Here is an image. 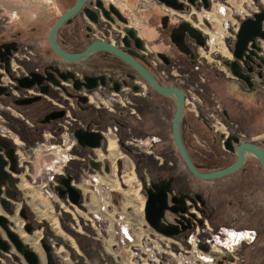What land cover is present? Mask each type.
<instances>
[{
	"label": "flooded vegetation",
	"instance_id": "flooded-vegetation-1",
	"mask_svg": "<svg viewBox=\"0 0 264 264\" xmlns=\"http://www.w3.org/2000/svg\"><path fill=\"white\" fill-rule=\"evenodd\" d=\"M78 1L49 0L50 6L45 13L38 4L25 0L19 6L17 22L7 28L3 24L0 26V104L24 108L49 102L54 108L46 112L40 121L64 120L57 129L61 135L59 144H69L71 151L73 144L65 142V137L72 136L76 141V130L102 134L99 128L93 126V120L76 126L78 118L75 112L98 108V104L106 106L105 113L108 114L102 116L101 122L114 125L109 127L110 131L117 136L121 151L133 159L130 158V161L135 173L141 166H146V170L159 168L164 172L163 175L148 178L147 182L137 174L144 194L152 183L169 181L167 206L177 208L181 201L185 206V211L177 215L165 209L162 220L171 224H176V219L186 220L184 224L189 227L171 237L152 228V233L171 241H168V249L162 247L163 251L155 253L157 262L151 264H264V213L249 216L236 212L237 216L219 219L210 209L211 203H217V196L222 190L231 195L238 192V200L245 196L243 190L252 193L249 179L253 169L261 172L264 186V171L259 160L247 154L242 165L227 175L210 179L197 177L201 180L228 177V181L208 187L194 186L198 192L176 189L183 186L184 181L177 164L172 165L169 161L163 140L167 132L171 133L173 139V99L157 93L137 67L112 52L96 50L81 60L66 61L51 49L48 41L51 26ZM168 1L181 10L161 0H80L77 11L57 28L55 39L63 50L71 53L83 51L93 42L107 43L139 64L162 86L181 89L184 98L180 133L189 158L200 171L223 168L235 162L236 154L224 144L230 135L237 136L241 141L253 142L264 150L261 143L264 142V123L256 126L264 122V37H255L254 47H251L250 41L247 48L240 52L242 59L234 55L240 23L246 18H253L255 13L264 12V0H249L254 7L243 15L240 14L241 1L236 10L238 20L232 17L229 0ZM214 10L220 14L221 18H218L225 25L226 21L236 24L232 34L228 35L231 45L225 53L211 48L206 38L207 30L213 28V19L207 13ZM216 39L219 42L218 37ZM197 40L202 43H197ZM224 61L235 63L233 70ZM191 77L195 78V82ZM188 92L196 98H190ZM34 98L37 99L22 103ZM109 106L120 108L113 111ZM56 113H61V116L49 118V115ZM106 118H109L108 121ZM104 127L106 130V125ZM44 135L42 133V139ZM125 135L129 138L126 144L122 140ZM194 139L200 142L195 144ZM2 141L6 142V147H0V200L3 201L0 203V215L7 219L8 228L25 248L35 254L36 264H47L48 256L53 264H62L54 260V253L63 257L54 242H40L33 236L35 229L29 230L23 219L21 226H15L9 219L14 211L7 200L13 194L6 187L9 184L18 185L22 167L10 138L0 134ZM102 143L105 149L106 141L102 139ZM173 144L175 146L174 140ZM76 145L93 152L92 148L81 146L77 141ZM8 149H12L14 158L12 169L6 154ZM116 149L114 139L110 138L107 151L114 156ZM134 150L137 153H133ZM175 150L180 164L189 170L176 146ZM192 152L199 161L191 157ZM147 154L153 155L156 161L149 159ZM106 166L108 168L109 164L104 163L103 167ZM237 172H241V175L230 179ZM106 180L112 184L115 182L111 177ZM232 186L236 190H229ZM203 193H210L213 200L206 202ZM171 197L178 198L177 204L170 202ZM27 235H30V243L24 241ZM193 235L199 242L190 245L187 240ZM0 250L29 264L1 227ZM245 252L248 255L245 256Z\"/></svg>",
	"mask_w": 264,
	"mask_h": 264
},
{
	"label": "crops",
	"instance_id": "crops-1",
	"mask_svg": "<svg viewBox=\"0 0 264 264\" xmlns=\"http://www.w3.org/2000/svg\"><path fill=\"white\" fill-rule=\"evenodd\" d=\"M53 108L54 106L47 101L31 106L29 105L24 108L14 107L11 105L2 106L0 104V109L8 110L1 111L2 115L4 116V119L10 124L11 129H13L17 136H19L21 141L27 145L35 144L36 142L40 141V139H42V133H52L53 138H56L54 140L52 139L51 142H58L57 144L61 142V135L57 131L58 124L60 121L57 120L48 123L40 121L43 115ZM32 111L34 112V114ZM101 113L102 112L100 110L93 107L90 110L83 112L76 111L75 115L78 119H82V122H86L87 120H93L95 122L93 123V126L95 128H100L104 126L101 122ZM163 140L165 143V150L169 161L172 165L177 164V166L179 167L178 172L180 174V177L184 181V185L179 186L176 189L183 188L187 191L198 192V190L194 188V186L196 185H199L200 187H208L214 185L215 183H222L228 181V177L219 178L216 180L198 179L189 170H187L180 164V159L175 150L171 133H165ZM65 142L73 144V149L71 152L74 157L64 168V176L69 175L71 177L72 182L74 183L77 177L81 176V172L83 171L81 169L82 167L85 166V170L87 169L86 171L92 172V170L94 169L97 170L90 163V159L88 161L86 160L85 162L86 156H88L89 154H94L96 150L92 152L83 148H79V146L76 145V141L72 136H66ZM190 155L196 161H199L198 156L194 152H192ZM146 156L149 157V159L156 161L153 155L147 154ZM120 157L122 156H119L118 158ZM94 159L95 163H97L98 166L101 165V161H99V159ZM232 159L233 157L230 159V161ZM120 164L123 167L122 170H128L130 167H132H128L126 164H124L123 166V162H121ZM30 167L31 165L28 169L32 173L33 169ZM103 168L105 170V167ZM212 170L213 169L202 170L201 172H208ZM23 172L25 174L29 173L28 170L24 169V167L22 168V173L20 176L24 174ZM137 174L142 179V181L147 182L148 178L163 175L164 172L162 170H159V168H148L146 170V166H141L137 169ZM240 175L241 172H237L231 175L230 179H232L233 177H238ZM29 177L31 176L29 175ZM42 177L43 174L41 176L42 182H40L38 179H36V181L39 182H35V178L33 179V181L31 179L30 180L31 182L36 183V186L40 183L43 184L44 178ZM250 178L251 179L249 180L252 184V193L249 194L246 192V190H243L242 193H244L245 196L242 195L240 200H238V192H235L231 195L230 193L222 190L217 196V203L213 205L210 202V209L215 212V215L219 219H227V217L230 218L237 216V213L239 212L248 215L250 214L249 216H254L258 213H264L263 176L259 170L253 169ZM18 185L15 187V185L9 184L6 187L13 194L12 198L8 199L7 201L12 208L18 205V214L21 216V219L26 222L27 228L29 230H31V228H34L36 231H38L39 235L36 237L40 240V242L51 243L50 240H53L52 242L55 243V247L58 248V252L63 256L60 258L57 254L54 253V260L57 263L62 262V264H120V261L124 263V259H127L125 252H123L126 248H122L117 244L116 236H114L113 233L108 236V240L105 243L104 240H102L97 234V232L94 230L92 223L88 220V216L89 211H91L92 209L94 210L95 207L91 203L87 204L86 201L82 202V196L80 197L79 203L77 205L72 206L68 203L66 196L59 197L56 191V196H52L51 198L48 196L53 203L52 211H49L50 215H48L47 217L41 216L40 219H35L32 214H30V209L28 208L27 200L24 199V196L19 190ZM75 186L79 188L78 185ZM39 187L41 193L46 196L45 191H47L49 188L43 190V187L41 189V185ZM11 189H14V191L12 192ZM204 196V200L206 202L212 199L210 193H208L207 195L204 194ZM248 196L252 197L249 198ZM215 197L216 194L213 195V198ZM91 199L94 202L95 196L91 195ZM1 202L3 203L2 200H0V203ZM69 208L73 210H70ZM81 208H84V210H82ZM36 231L33 232V236ZM41 236L43 237L42 239H40ZM27 237H30V235H27ZM65 238L67 241H64ZM24 241L30 243L29 238ZM0 264L24 263L21 260L17 259L14 255L5 254L3 251L0 250Z\"/></svg>",
	"mask_w": 264,
	"mask_h": 264
},
{
	"label": "water",
	"instance_id": "water-1",
	"mask_svg": "<svg viewBox=\"0 0 264 264\" xmlns=\"http://www.w3.org/2000/svg\"><path fill=\"white\" fill-rule=\"evenodd\" d=\"M165 2L167 5L177 9L181 10L179 6H177L174 3L169 2L168 0H161ZM80 0L77 2L75 6H73L71 9L64 12L57 21L51 26L48 34V41L51 49L62 59L66 61H78L92 53L96 50H105L114 53L115 55L119 56L121 59L130 62L135 67H137L140 71L142 76L145 78V80L150 84V86L159 94L163 96H169L173 99L175 103V111L172 118V135L173 140L175 143V146L184 162V164L187 166V168L191 171L193 175H195L198 178L201 179H210V178H217L222 177L224 175H227L235 170H237L243 163L245 156L247 154H251L252 156L256 157L264 171V150L261 149L258 145L254 144L253 142H247V141H241L237 136L230 135L226 138L224 144L225 147L236 154V160L232 164L223 167L214 169L212 171L208 172H201L199 170V167L193 164L191 159L189 158L187 151L184 147L181 133H180V124H181V116L183 112V91L177 87H164L162 86L153 76H151L146 70H144L139 64L134 62L131 58H129L127 55L123 54L122 52L118 51L114 47L108 45L104 42H93L91 45H89L85 50L80 52H67L63 50L57 43L55 39V32L57 28L61 25V23L72 16L79 7ZM264 24V12L260 11L258 13L253 14V18H246L240 23L238 32L236 34V42H235V50L234 55L238 59H242V56L240 52L247 48L248 43L252 41L251 47H254V40L255 37L260 36L264 37V30H262V25ZM197 43L201 44L202 42L197 40ZM251 50V49H249ZM225 62V61H224ZM246 63V62H245ZM225 65L233 70V67L235 63H229L225 62ZM22 87H28L23 86ZM90 87V86H89ZM44 93L45 90H42ZM37 98L34 99H26L23 100L22 103H30ZM61 113L51 114L49 115V118L54 119L57 117H60ZM74 137L77 141V143L81 146H85L88 148H98L101 146V148L104 149V143H101L102 141V135L99 132H88L83 130H76L74 132ZM262 145L264 146V142L261 141ZM0 147H6V142L2 141L0 142ZM7 157L10 160L11 169L13 168L14 158L12 155V149H8L6 151ZM1 158H0V167H1ZM92 166L96 169H98V164L91 161L90 162ZM107 166L105 167V170L107 171ZM2 175V172L0 170V176ZM71 177L68 176H62L59 177L57 182L59 183V186L56 187V191L59 197L66 196L70 203L77 205L79 203L81 192L75 188L72 185ZM170 191L169 188V181H161L158 183H152L150 187H148L145 190V205H144V218L145 221L148 223V225L153 228L156 232L165 235V236H175L185 228L189 227V225H185L186 220H178L176 219V224L171 223H163V213L165 209H169L174 214L182 213L185 211L184 203L181 201V205L178 207H172L167 206V199H168V193ZM171 203L177 204L178 198L177 197H171L170 198ZM7 219L0 215V227L5 231V234L7 238L10 240V242L14 245L17 251H19L25 260L29 264H36V257L35 254L26 249L25 246L22 244L21 240L17 237V235L12 232L7 224ZM45 250H48L47 247H45ZM47 264H53L51 261V258L47 257Z\"/></svg>",
	"mask_w": 264,
	"mask_h": 264
},
{
	"label": "rangeland",
	"instance_id": "rangeland-1",
	"mask_svg": "<svg viewBox=\"0 0 264 264\" xmlns=\"http://www.w3.org/2000/svg\"><path fill=\"white\" fill-rule=\"evenodd\" d=\"M24 1L25 0H0V26L3 24L7 28L10 25L13 26L14 23L17 22L16 21L17 20V14L19 13V10H20L19 6L22 3H24ZM241 1L243 2V4H242L243 6L241 7V13H240L241 15H243L245 13H249L254 7L253 5H250L249 0H229V3L231 4L230 12L233 13L232 17L235 18L236 20H238V16H239L236 13L237 12L236 10L239 7V5H241ZM28 2L35 4V5L38 4L39 7H41L43 9V12H45V13L47 12L45 10L50 6L49 0H28ZM246 3H248V5H246ZM207 14H209V16H208L209 18L213 19V21L211 22L213 25V28L207 30V37L206 38L209 39L208 45L213 49L216 48V50L220 51V53H225L226 48L229 49L230 45H231V39L228 38V35L232 34V28L235 27L236 24L232 25L230 23V21H226L227 23L225 22L226 23V25H225L219 19V18H221L220 14H218V12H216L215 10L211 11L210 13H207ZM218 16H219V18H218ZM216 37H218L219 42H217ZM23 46L24 45L21 46L22 49H24ZM191 79H193V81L195 82L194 77L193 78L191 77ZM188 95L190 96V98L195 97L190 92H188ZM171 106H173V105L171 104ZM110 108L113 111H116L120 107L114 106L113 108L112 107H110ZM172 108L174 109V107H172ZM97 109L102 112L101 113L102 116L108 114V113L107 114L105 113L107 108L104 104L103 105L98 104ZM1 111H8V110L7 109L6 110L0 109V134L7 135L10 138L11 144L17 150L19 165H21L22 168L24 167V169L28 170L29 171L28 174L31 176V177H29L28 174H25L23 172L24 174L22 176H20V179H19L18 188L21 191V193L23 194L24 199L27 200L28 208L30 209L29 210L30 214H32V216L35 219H40L41 216L47 217L48 215H50L49 211H52L53 203L50 200V198L52 196L49 195L46 191H45L46 196H44V194L41 193L39 186L41 185V189H42V187L45 185L40 183L39 185L35 186L36 183L31 182V180L33 181V179L35 178V182H39V181L42 182L41 176L43 174V177H44V167L47 164H50L52 159H54L55 157H61L60 154L63 151L60 150V148L62 146L59 147L58 145H60V144H57V142H51L52 138H53L52 133H50V134L46 133L44 135V138H43L44 140L40 139V141L36 142L35 144L27 145V144L23 143L21 141V139L19 138V136H17V134L14 132V130L11 129L10 124L8 122H6ZM260 113L262 114V112H260ZM161 115H162V119H163L164 118L163 114H161ZM172 118H173V115L171 117V120H172ZM108 119H107V121H108ZM255 120H257V119H255ZM63 122H64V120H60L58 127H60V125ZM105 122H106V120H105ZM75 123H77V124H75ZM75 123L74 124L76 126H78V123H83V122H82V119H77V121ZM106 123H108V124H103V122H102V124L106 125L107 128H109V127L111 128L114 126V125L110 124L111 122H106ZM262 123H264V122L258 123L256 126H259ZM216 125H218V124H216ZM104 128H105L104 126L99 128L102 131V133H104V136H105L104 140L105 141L107 140V143H108V140L110 138H114L116 141V145H117L116 154L113 156L107 150L102 151V152H101V150H98V151L96 150L95 151L96 154H93L92 156H93V158L99 159V161H101L102 164L108 163L109 165H111L113 167L111 169V172L107 173L108 176H106V178L111 177L112 179H115V182H113V184L111 183L112 185H110L113 188V190H111L110 195L112 197V201L118 202L117 203V209H120V208L124 209L125 207H128L127 208L128 212L134 211L136 213L134 215L135 220L142 223L143 222V219H142L143 211L142 210H144V209H142V204H143V201L145 199L144 192L142 190L137 191L136 189L138 186L136 187L133 184L129 185V186L126 185L127 182H126V184H123L122 180H120L121 181V188L120 187L117 188L118 179L121 178V176H122L123 179L126 180V178L129 176L128 171H131L130 166H132V163L129 160H131L132 158L130 157L131 158L130 159L127 155H125V153L123 151H121V149L119 148V145L117 143V136L109 134L107 132V128H106V130ZM250 131H252V130H250ZM252 132H254V131H252ZM205 136H207V135H205ZM55 138H53V140ZM118 138L120 139L119 135H118ZM45 139H47V140H45ZM122 140L125 143V141L129 140V138L127 135H125V136H123ZM198 141H199V139H194L195 144H198ZM50 145H56V147L48 150ZM57 150H59L58 153H57ZM133 153H137V152L134 150ZM123 155H124V157H123ZM138 155H139L140 159L143 161L141 154L138 153ZM138 155H137V157H138ZM119 156H122V157L118 158ZM89 159H90V155L86 156L85 162H86V160L88 161ZM121 162H123V166H124V164H126L130 168L128 170H122L123 167L120 164ZM30 165H31L30 168L33 169L32 173L28 169ZM85 168H86L85 166L81 168L83 170L81 172V176L77 177V179L74 182V184L78 185L79 189H81V193H82L81 201L82 202H85L87 200L88 195H89V189H88V184H87L88 181L87 180L89 178L88 175H90V173H92L91 171H86L87 169L85 170ZM134 172L135 171H133V174H135L137 176V174ZM36 179H38L39 181H36ZM126 181H128V180H126ZM46 188L47 187H43V190ZM231 189L236 190V187L232 186L229 188V190H231ZM236 198H237V196H236ZM129 206H131V207L133 206V210L130 209ZM81 209L84 210V208H81ZM70 210H73V209H70ZM13 211H14V213L12 214V216L9 217V219L13 221L15 226H21L23 220L21 219V217L18 214V205H16V207L13 208ZM38 235H39V233H38V231H36L34 233V236L36 237ZM27 238H29V237H26V239H24V240H27ZM35 239H37V238H35ZM52 241L50 240V242H52ZM64 241H67L66 238L64 239ZM110 241H112V240H110ZM246 255H248L247 252H245V256ZM124 261H125V259H124ZM259 264H261V262Z\"/></svg>",
	"mask_w": 264,
	"mask_h": 264
},
{
	"label": "built area",
	"instance_id": "built-area-1",
	"mask_svg": "<svg viewBox=\"0 0 264 264\" xmlns=\"http://www.w3.org/2000/svg\"><path fill=\"white\" fill-rule=\"evenodd\" d=\"M107 132L109 134H112L110 129H107ZM101 135L102 139L104 140V133H102ZM58 146H62L60 148V150L63 151L60 154L61 157H55L54 159H52L50 164H47L44 167L43 185L45 186L43 187H47L50 189H48L49 191L47 190L46 192L51 196H56V187L59 186L57 178L59 176H63V169L73 158L69 144L62 143ZM55 147L56 145H50L48 150ZM95 150H101V152L107 150V140L105 149H102L100 146L98 148H94L93 152ZM58 152L59 150H57V153ZM90 161L95 162V159L90 156ZM103 164L101 163V166L98 168V171L94 169L92 170V173L88 175L89 178L87 180V184L89 189V195L87 197L86 202L87 204H93L95 207L94 210L92 209L91 211H89L88 220L92 223L94 230L97 232L100 238L104 240L105 243L108 240V236L113 233L114 236H116L117 244L122 248H126L123 251L127 256V259L125 258L124 264L156 263L157 258L155 256V253L157 251H163L164 249H168V241H171V239L152 233L154 231L145 221L144 210H142L143 222L140 223L139 221L135 220L134 215L136 213L134 211L128 212V207H125L124 209H117L118 202L112 201V197L110 195L111 190H113V188L110 186L112 184L109 183V181L107 182L106 180V176H108L107 173H110L113 167L109 165L107 171H105L103 168ZM133 171L134 169L132 167L131 171H128L129 176L126 178V180H128L129 182L123 179L122 176L118 179L117 188H121L120 180H122L123 184H126L127 182L126 185L129 186L133 184L136 187L138 186L136 189L137 191L141 190L140 180L135 174H133ZM72 185L77 188L73 182ZM77 189L81 192V189ZM91 195L95 196L94 202L91 199ZM145 199L142 204V209H144L143 207L145 205ZM67 201L70 205H74L70 203L68 199ZM129 207L133 210V206ZM187 241L190 243V245H194L196 244V242H199L194 235L188 237ZM176 243L178 244V242ZM178 245L181 248L180 244ZM162 247L164 248L163 250ZM180 253L181 252H179L178 254Z\"/></svg>",
	"mask_w": 264,
	"mask_h": 264
}]
</instances>
